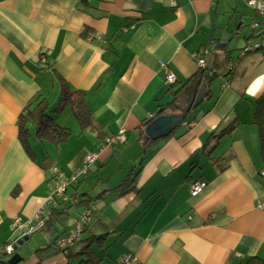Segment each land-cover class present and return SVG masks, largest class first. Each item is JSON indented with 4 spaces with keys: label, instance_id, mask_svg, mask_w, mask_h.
Here are the masks:
<instances>
[{
    "label": "crops",
    "instance_id": "obj_1",
    "mask_svg": "<svg viewBox=\"0 0 264 264\" xmlns=\"http://www.w3.org/2000/svg\"><path fill=\"white\" fill-rule=\"evenodd\" d=\"M240 2L246 4L0 0V249L23 235L28 241L22 246L28 243L36 225L29 223L43 212L55 217V226L37 232L49 238L38 250L54 243L57 249L56 240L87 214L83 242L67 254L20 256L22 264H121L127 255L139 264L264 261V212L257 209L264 201V105L263 122L255 120L264 98V80L258 79L264 76V44L252 31L235 50L238 58L232 53L227 41L243 27L239 16L242 24L231 28ZM246 8L264 33V20ZM218 45L226 49L214 53ZM195 55L208 69L213 62L210 72L216 55L232 61L216 67L209 96L171 137L145 145L147 123L189 106L182 88L200 70ZM167 73L176 78L174 86ZM64 86L86 95L93 130L81 133L70 107L53 114ZM38 97L72 136L55 146L37 140L30 127L28 153L20 119ZM121 134L126 145L105 146ZM90 155L98 160L68 190V201L48 204L52 171L69 180ZM128 179H134L133 189L120 193ZM201 182L208 187L193 198L192 186ZM17 222L29 224V231L13 232Z\"/></svg>",
    "mask_w": 264,
    "mask_h": 264
},
{
    "label": "trees",
    "instance_id": "obj_2",
    "mask_svg": "<svg viewBox=\"0 0 264 264\" xmlns=\"http://www.w3.org/2000/svg\"><path fill=\"white\" fill-rule=\"evenodd\" d=\"M220 57L216 55V64L215 66H219L223 69L224 66L231 65V58L229 55L224 57L220 61ZM214 67V70L216 69ZM209 71L208 68L204 70H199V72L194 76L192 80L187 82L182 90L184 91V101L186 105H190L191 101L196 98L199 90L202 88L203 83L208 80H213L216 77L215 71ZM258 108L255 113V120L258 124L263 122V114L262 111L259 109L262 105H264V98L260 100L258 103ZM66 107H70L72 117L77 122L80 132L85 133L87 131L94 129V120L92 117V113L89 109V105L86 100V95L84 93L79 92H72L67 86H64L61 92V98L53 111V114L61 113L64 111ZM50 107L49 104L42 98L38 97L35 98L25 110L24 115L20 119V126H19V138L22 144L24 145L25 149L31 152L30 149V127L34 128L35 131V138L39 141H49L55 146L63 145L69 141L72 136L70 130L66 128H60L55 124V122L50 117ZM181 114H178V116ZM190 114H188L189 116ZM188 116L186 118H188ZM152 123V122H151ZM151 123H147L146 127H148ZM143 140L145 145L151 144L150 140L147 138L145 133L143 134ZM140 172V169L137 171ZM135 181L134 179H128L127 182L119 188V192L126 194L128 190H132L134 187ZM62 214V213H61ZM57 215V214H56ZM53 215V216H56ZM58 215H60L58 213ZM64 222L68 220V215L63 213L62 214ZM55 217L50 218V222L46 225L43 231L48 232L49 229L55 226ZM64 237V236H63ZM53 239V238H52ZM55 239V238H54ZM22 239H16L15 242H20ZM57 239L56 241H58ZM83 242V238L76 244L72 246H77ZM8 247V246H7ZM6 247H2L0 249V264H8L10 257H6L3 253ZM69 248V247H68ZM68 248L64 251H58L56 249V243L52 246L44 247L38 250L35 254L36 257L43 259L44 255H60V254H67ZM16 253V252H15ZM14 253V255H15ZM87 254V251H85ZM83 254L80 253L78 256H82ZM43 261V260H42ZM81 264H93L91 262H84ZM248 264H264V261L259 259H252L248 262Z\"/></svg>",
    "mask_w": 264,
    "mask_h": 264
},
{
    "label": "built area",
    "instance_id": "obj_3",
    "mask_svg": "<svg viewBox=\"0 0 264 264\" xmlns=\"http://www.w3.org/2000/svg\"><path fill=\"white\" fill-rule=\"evenodd\" d=\"M174 2V0H170ZM247 7L252 10L260 19L264 20V2L255 1V0H246ZM259 25H254L252 27V31L255 34L256 38H263V44H264V33L259 31ZM89 39L93 40H99V35H91ZM194 60L196 61L197 66L200 70H203L206 68V63L202 58H199V56L195 55ZM166 82L170 86H174L176 84V78L170 74H166ZM127 143V139L124 134H121L118 137H112L109 138L105 142L106 147H117V146H124ZM98 158L96 155H90L85 162L84 168L79 171L77 174H75L72 178L69 180L63 179L62 175L57 169H54L52 171V177L54 178V182L52 184V189L50 191L49 198L47 199L48 204H55L56 202L66 203L68 201L67 194L68 190L71 188L72 185L76 184L79 178L85 176L89 172V168L91 165H94L97 162ZM260 177L262 180H264V170L261 172ZM208 187V182H201L197 183L192 186L191 194L192 197L195 198L199 196L206 188ZM257 209L261 212H264V201L260 202L257 205ZM36 223L33 230H31L30 234H35L37 232H40L44 230L46 225L50 222V216L44 214L43 212H39L32 220L30 225L32 223ZM89 223V218L87 214L82 216L81 221L76 225V227L69 233H67L64 237L59 239L57 241V249L59 251H64L68 247L78 243L82 238L84 233L86 232L87 225ZM28 225H23L22 223H15L12 226L13 232H24L28 230ZM29 231V230H28ZM24 236V235H23ZM23 236L20 238L22 239ZM19 239V238H17ZM17 247V242L12 243L8 247H6L3 251V253L6 255V257L12 258L14 256V248ZM121 264H139L137 260L132 255H127L121 262Z\"/></svg>",
    "mask_w": 264,
    "mask_h": 264
},
{
    "label": "water",
    "instance_id": "obj_4",
    "mask_svg": "<svg viewBox=\"0 0 264 264\" xmlns=\"http://www.w3.org/2000/svg\"><path fill=\"white\" fill-rule=\"evenodd\" d=\"M225 49L226 45H218L213 49V52L219 53L224 51ZM212 64L213 62L210 61L209 66L211 67ZM210 67L209 70H211ZM211 81L212 80H208L203 83V86L199 90L196 98L191 101L190 105L186 109L178 108L181 115L160 117L155 120L152 124H150L146 130V136L148 137V139L152 142H157L159 140H165L171 137L173 133L177 131L181 127V125L186 121L187 115L190 112L197 110L209 96L210 92L208 90V86ZM27 241L28 237L20 241L17 247L14 248V251L16 252L18 248L21 247ZM22 262V258L19 255H15L12 259L9 260L8 264H22Z\"/></svg>",
    "mask_w": 264,
    "mask_h": 264
},
{
    "label": "rangeland",
    "instance_id": "obj_5",
    "mask_svg": "<svg viewBox=\"0 0 264 264\" xmlns=\"http://www.w3.org/2000/svg\"><path fill=\"white\" fill-rule=\"evenodd\" d=\"M239 6L241 7V10L238 12V17L235 20V22L232 24L231 28H233L234 32L235 29H237L239 27L240 24V17L242 18L243 21V27L240 29L239 32L235 33V36L233 38H231L232 41H227L228 43H230V49L232 51L233 54H235V57L238 58V54H240V52H235V50L237 49H241L243 46H245V41L244 39H251L252 38V26H253V22L251 20V18L254 16L253 13L251 11H249L246 7V4L243 2L239 4ZM238 23L236 26L235 24ZM239 35L238 37L236 36ZM238 53V54H237ZM73 121V120H72ZM75 123V122H73ZM130 150V149H129ZM128 151V150H127ZM140 164V160L138 162V165ZM48 239V240H47ZM48 241L49 242V238H47V235L44 233H35L32 235V239L26 243L24 246L19 248V251L15 254V255H19L22 256L23 258L27 259L29 258L31 255H34L37 250L39 249V245H41L44 241ZM14 255V256H15Z\"/></svg>",
    "mask_w": 264,
    "mask_h": 264
},
{
    "label": "clouds",
    "instance_id": "obj_6",
    "mask_svg": "<svg viewBox=\"0 0 264 264\" xmlns=\"http://www.w3.org/2000/svg\"><path fill=\"white\" fill-rule=\"evenodd\" d=\"M259 80H264V76H261L258 78Z\"/></svg>",
    "mask_w": 264,
    "mask_h": 264
}]
</instances>
